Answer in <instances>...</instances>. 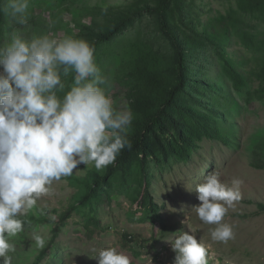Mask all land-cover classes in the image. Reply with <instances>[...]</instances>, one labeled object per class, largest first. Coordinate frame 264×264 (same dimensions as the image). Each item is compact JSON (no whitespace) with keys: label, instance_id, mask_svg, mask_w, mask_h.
I'll list each match as a JSON object with an SVG mask.
<instances>
[{"label":"rangeland","instance_id":"obj_1","mask_svg":"<svg viewBox=\"0 0 264 264\" xmlns=\"http://www.w3.org/2000/svg\"><path fill=\"white\" fill-rule=\"evenodd\" d=\"M132 1L30 0L26 24H15L6 16L1 45L7 43L14 31L26 39L45 34L53 38L65 35L79 38L80 24L91 25L93 20L102 18L100 13H96L97 9L126 6ZM257 12H253V7H247L246 4L240 6L238 0H184L183 8L188 22H192L198 30H210L216 36L219 34L215 18L231 13L233 22L223 25L228 35L220 38L219 54L224 58L236 56L247 66L253 64L249 50L250 37L253 32L260 37L264 36V16L258 13L261 17L257 18ZM149 20L150 17L141 19L132 29L100 47L95 57L101 74L109 82L106 92L118 110H127V85L121 60L126 50H130V43L139 37L152 40L155 48L161 47V41L156 38L158 36ZM214 49L210 44L199 48L200 55L195 63L205 67V79L208 82L218 80L216 87H219L220 80L216 73L222 60ZM64 79L67 87L72 77ZM223 84L236 101L234 107L230 103L222 105L225 107V115L234 125L229 128L232 143L203 139L185 161L175 158L158 163L151 161L149 185L147 187L146 182L143 183L137 201L132 202L136 190L134 184L126 192V189H119L117 183L112 182L107 194L90 208L72 211L65 226L56 235H52V227L59 223L60 215L71 205H77L81 185L71 178L88 176L89 172L96 170L92 165H80L72 175L53 181L49 194L41 196L28 212L35 217L41 215L51 223L23 228V231L11 238L15 246V252L9 253L11 264H31L34 261L42 250L36 247L32 238L36 234L46 241V251L39 264H97L90 256L107 247H115L126 254L131 264H173L175 253L170 241L183 231L194 234L206 248L208 264H264V211L259 207L264 204V171L251 166L253 135L264 129V99H245L234 91L229 80ZM215 97L216 93H212L210 98ZM212 172L229 186L233 178L243 180L241 199L233 208L228 209L222 221L229 224L234 232V238L227 243L212 240L211 230L216 226L204 224L195 212L194 206L200 203L195 187L203 183ZM146 188L151 201L158 208L160 220L154 219V215L141 204ZM92 216L99 219L100 225L94 227V233L90 235L85 223ZM124 233L132 235L134 240L126 241ZM135 252H138L137 256Z\"/></svg>","mask_w":264,"mask_h":264},{"label":"clouds","instance_id":"obj_2","mask_svg":"<svg viewBox=\"0 0 264 264\" xmlns=\"http://www.w3.org/2000/svg\"><path fill=\"white\" fill-rule=\"evenodd\" d=\"M29 4L0 0V12L24 25ZM94 51L89 42L71 35L26 39L15 31L0 45V264H11V238L24 228L20 217L49 194L53 181L72 175L80 165L102 170L131 147L126 133L133 113L114 106ZM242 184L233 178L226 185L212 172L195 187L200 202L194 206L196 215L216 226L212 240L227 243L234 238L232 227L222 221L241 199ZM32 238L37 248L45 247L41 235ZM170 242L173 264H208L206 248L191 232L183 231ZM90 257L97 264H131L115 247Z\"/></svg>","mask_w":264,"mask_h":264},{"label":"trees","instance_id":"obj_3","mask_svg":"<svg viewBox=\"0 0 264 264\" xmlns=\"http://www.w3.org/2000/svg\"><path fill=\"white\" fill-rule=\"evenodd\" d=\"M238 1L240 6L246 4L253 7V12L258 11L256 17L258 13L264 16V0ZM183 8L184 0H133L126 6L101 7L96 12L101 14V19L93 20L91 25L80 24L79 38L94 47V59L100 47L148 17L158 36L156 38L161 41V47L155 48L152 40L139 37L130 43V50H126L121 62L125 69L127 110L133 113L126 133L131 147H125L104 171L93 170L88 176L71 178L81 185L77 205H71L60 215L59 223L52 227V235L65 226L72 211L90 208L107 194L112 182H116L119 189H126V192L134 184L136 190L132 202L137 201L143 183L146 182L147 187L149 185L151 161L158 163L172 158L185 161L203 139L232 143L229 128L234 125L225 115L223 106L230 103L234 107L236 101L225 88V80H229L234 91L245 99H264V36L253 32L250 37L249 50L253 64L247 66L236 56L224 58L219 54L220 38L228 35L223 25L232 21L231 13L215 18L219 34L216 36L214 32L198 30L192 22H188ZM5 21L6 16L0 12V45L4 40ZM208 44L216 49V55H221V67L216 73L220 80L219 87H216L218 80L208 82L204 77L205 67L195 63L200 55L199 48ZM212 93H216L213 99L210 98ZM225 130L228 132L225 133ZM252 141L251 166L264 171V129L256 132ZM141 204L154 215V219L159 218L158 208L151 201L147 188L142 194ZM259 207L264 211V204ZM20 219L24 222V228L51 223L47 218L41 215L35 217L31 213ZM99 225V219L94 216L85 223L90 235ZM123 237L128 242L134 240L130 234L124 233ZM45 251L43 248L31 264H39ZM137 255L138 252H135Z\"/></svg>","mask_w":264,"mask_h":264}]
</instances>
